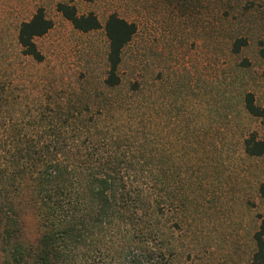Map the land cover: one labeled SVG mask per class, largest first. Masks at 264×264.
Listing matches in <instances>:
<instances>
[{"label":"rangeland","instance_id":"obj_1","mask_svg":"<svg viewBox=\"0 0 264 264\" xmlns=\"http://www.w3.org/2000/svg\"><path fill=\"white\" fill-rule=\"evenodd\" d=\"M66 3L0 0V89L18 98L25 116L41 105L75 107L69 116L153 139L189 177L184 199L181 193L160 218L173 264H249L264 219V154L249 157L243 142L251 135L264 142V116L248 115L243 99L252 94L264 111V0H76L77 14L93 13L101 25L87 34L57 11ZM38 9L53 23L35 39L41 63L22 56L16 42L20 24ZM112 13L137 31L123 50L121 86L106 90L103 26ZM238 38L247 45L234 53ZM98 106L107 107L101 116ZM24 221L30 238V216Z\"/></svg>","mask_w":264,"mask_h":264},{"label":"trees","instance_id":"obj_2","mask_svg":"<svg viewBox=\"0 0 264 264\" xmlns=\"http://www.w3.org/2000/svg\"><path fill=\"white\" fill-rule=\"evenodd\" d=\"M75 1L58 4L57 11L82 34L99 30L93 13L77 14ZM52 27L42 9L21 23L16 36L21 55L41 63L35 39ZM103 31L108 43L103 85L115 90L122 83L123 50L137 26L112 13ZM246 45L238 38L232 51ZM8 91L0 89V264H173L175 247L160 218L176 209L181 193L184 199L187 172L181 176L144 133L132 135L129 127L97 117L69 116L75 107L62 105H41L25 116ZM243 103L248 115L264 116L252 94ZM106 110L98 106V116ZM243 146L249 157L264 154V142L254 135ZM258 192L264 200V184ZM25 215L31 218L30 238ZM253 241L249 264H264V219Z\"/></svg>","mask_w":264,"mask_h":264}]
</instances>
